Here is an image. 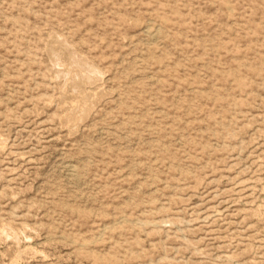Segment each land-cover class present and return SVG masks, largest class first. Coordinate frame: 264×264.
Listing matches in <instances>:
<instances>
[{
  "label": "rangeland",
  "instance_id": "obj_1",
  "mask_svg": "<svg viewBox=\"0 0 264 264\" xmlns=\"http://www.w3.org/2000/svg\"><path fill=\"white\" fill-rule=\"evenodd\" d=\"M0 264H264V0H0Z\"/></svg>",
  "mask_w": 264,
  "mask_h": 264
},
{
  "label": "bare ground",
  "instance_id": "obj_2",
  "mask_svg": "<svg viewBox=\"0 0 264 264\" xmlns=\"http://www.w3.org/2000/svg\"><path fill=\"white\" fill-rule=\"evenodd\" d=\"M86 66V65H85ZM80 69H81V67H80ZM92 69H93V67H92ZM91 70V69H90ZM92 71V70H91ZM81 73V72H80ZM90 74V73H89ZM91 76V75H90ZM84 78V77H83ZM77 81H78V79H77ZM81 82V81H80ZM70 174H71V172H70Z\"/></svg>",
  "mask_w": 264,
  "mask_h": 264
}]
</instances>
